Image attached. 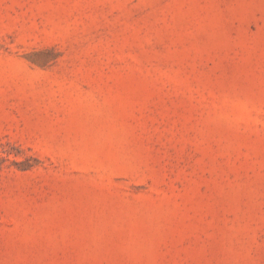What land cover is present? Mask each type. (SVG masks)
Wrapping results in <instances>:
<instances>
[{"label": "rangeland", "instance_id": "obj_1", "mask_svg": "<svg viewBox=\"0 0 264 264\" xmlns=\"http://www.w3.org/2000/svg\"><path fill=\"white\" fill-rule=\"evenodd\" d=\"M0 264H264V0H0Z\"/></svg>", "mask_w": 264, "mask_h": 264}]
</instances>
